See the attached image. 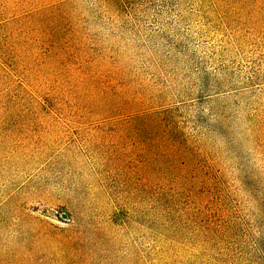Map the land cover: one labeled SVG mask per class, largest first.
Masks as SVG:
<instances>
[{"label":"rangeland","instance_id":"374dc122","mask_svg":"<svg viewBox=\"0 0 264 264\" xmlns=\"http://www.w3.org/2000/svg\"><path fill=\"white\" fill-rule=\"evenodd\" d=\"M145 1L0 0V264H150L91 154L96 126L170 106L215 174L178 264H264V0Z\"/></svg>","mask_w":264,"mask_h":264},{"label":"trees","instance_id":"16d2710c","mask_svg":"<svg viewBox=\"0 0 264 264\" xmlns=\"http://www.w3.org/2000/svg\"><path fill=\"white\" fill-rule=\"evenodd\" d=\"M101 1L124 19L132 18L146 2ZM96 130L94 140L104 148L91 155L99 162L114 204L132 220L141 206L150 264H178L182 218L200 227L207 238L210 220L206 222L201 212L207 204V184L215 178L181 109L170 106L130 112L96 126Z\"/></svg>","mask_w":264,"mask_h":264}]
</instances>
